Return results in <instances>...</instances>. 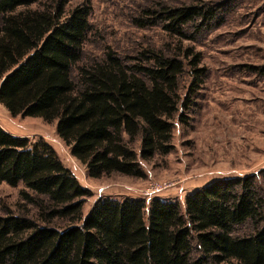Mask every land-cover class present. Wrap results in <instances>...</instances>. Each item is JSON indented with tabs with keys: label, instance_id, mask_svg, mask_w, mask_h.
I'll return each instance as SVG.
<instances>
[{
	"label": "trees",
	"instance_id": "16d2710c",
	"mask_svg": "<svg viewBox=\"0 0 264 264\" xmlns=\"http://www.w3.org/2000/svg\"><path fill=\"white\" fill-rule=\"evenodd\" d=\"M70 1L0 0V105L55 123L88 178L144 180L142 163L173 152L174 122L188 123L207 72L184 44L212 29L222 9L146 0L132 27L159 28L164 40L124 56L107 44L88 49L92 3ZM2 184L21 187L0 210V264H264V169L187 194L184 211L157 196L102 197L83 216L91 192L55 150L0 126Z\"/></svg>",
	"mask_w": 264,
	"mask_h": 264
},
{
	"label": "rangeland",
	"instance_id": "374dc122",
	"mask_svg": "<svg viewBox=\"0 0 264 264\" xmlns=\"http://www.w3.org/2000/svg\"><path fill=\"white\" fill-rule=\"evenodd\" d=\"M80 1L83 0H71L67 8ZM90 1V21L97 32L88 49L95 51L107 44L126 55L138 52L141 46L163 42L164 33L159 28L132 27L131 17L146 0ZM186 1L218 5L222 12L212 29L195 42L184 44L200 53L207 72L191 97L186 113L188 123L174 122L173 152L142 163L144 180L121 176L88 178L82 164L57 136L55 123L13 117L0 105V126L6 132L31 142L48 143L63 166L91 192L83 206V216L102 197H142L148 201L157 196L179 202L184 211L187 194L212 181L240 178L264 169V0ZM191 82L188 76L184 77L183 93ZM164 183L172 186L155 195H145L150 187ZM19 188L0 185V210L14 206Z\"/></svg>",
	"mask_w": 264,
	"mask_h": 264
},
{
	"label": "built area",
	"instance_id": "2783aa9c",
	"mask_svg": "<svg viewBox=\"0 0 264 264\" xmlns=\"http://www.w3.org/2000/svg\"><path fill=\"white\" fill-rule=\"evenodd\" d=\"M172 186V184H160V185H156V186H152L150 187L149 189H147L145 191V195H155L157 194L160 190H165V189H168Z\"/></svg>",
	"mask_w": 264,
	"mask_h": 264
},
{
	"label": "crops",
	"instance_id": "0c3cea01",
	"mask_svg": "<svg viewBox=\"0 0 264 264\" xmlns=\"http://www.w3.org/2000/svg\"><path fill=\"white\" fill-rule=\"evenodd\" d=\"M3 108H4V107H3ZM4 109H5V108H4ZM5 110H6V109H5ZM6 111H7V110H6ZM7 112H8V111H7ZM8 113H9V112H8ZM9 115H10V114H9ZM10 116H11V115H10ZM212 182H213V181H212ZM212 182H210V183H212ZM210 183H209V184H210Z\"/></svg>",
	"mask_w": 264,
	"mask_h": 264
}]
</instances>
